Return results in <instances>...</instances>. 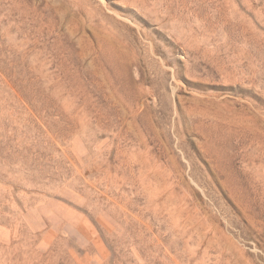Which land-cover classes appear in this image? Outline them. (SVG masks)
I'll return each mask as SVG.
<instances>
[{
	"label": "rangeland",
	"instance_id": "obj_1",
	"mask_svg": "<svg viewBox=\"0 0 264 264\" xmlns=\"http://www.w3.org/2000/svg\"><path fill=\"white\" fill-rule=\"evenodd\" d=\"M0 264H264V0H0Z\"/></svg>",
	"mask_w": 264,
	"mask_h": 264
},
{
	"label": "bare ground",
	"instance_id": "obj_2",
	"mask_svg": "<svg viewBox=\"0 0 264 264\" xmlns=\"http://www.w3.org/2000/svg\"><path fill=\"white\" fill-rule=\"evenodd\" d=\"M118 52V51H117Z\"/></svg>",
	"mask_w": 264,
	"mask_h": 264
}]
</instances>
